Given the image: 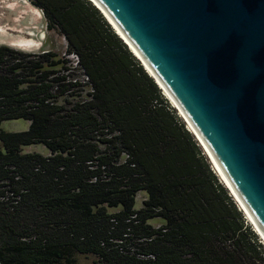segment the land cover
<instances>
[{
	"label": "trees",
	"instance_id": "1",
	"mask_svg": "<svg viewBox=\"0 0 264 264\" xmlns=\"http://www.w3.org/2000/svg\"><path fill=\"white\" fill-rule=\"evenodd\" d=\"M29 1L91 91L78 98L55 52L0 45V122H28L0 130V264H74V253L97 264H264V243L101 12L89 0ZM33 144L48 154L22 152Z\"/></svg>",
	"mask_w": 264,
	"mask_h": 264
},
{
	"label": "water",
	"instance_id": "2",
	"mask_svg": "<svg viewBox=\"0 0 264 264\" xmlns=\"http://www.w3.org/2000/svg\"><path fill=\"white\" fill-rule=\"evenodd\" d=\"M93 1L264 239V0Z\"/></svg>",
	"mask_w": 264,
	"mask_h": 264
},
{
	"label": "rangeland",
	"instance_id": "3",
	"mask_svg": "<svg viewBox=\"0 0 264 264\" xmlns=\"http://www.w3.org/2000/svg\"><path fill=\"white\" fill-rule=\"evenodd\" d=\"M18 1L0 0V45H6L23 52H39L42 49L50 50L58 54V57L62 59L66 58L68 61L66 65H71V62L74 60V58L67 56L68 54L65 52L66 44L63 36L55 30H48L45 26L44 19L43 22H41L36 17V14L32 16L31 12L34 13V10L32 11L33 8L30 6L31 4L29 0ZM39 29L40 31H38ZM20 37L24 38V40L29 39L30 41L28 43H20L18 41ZM75 75L79 77V72L76 69L74 70L73 76ZM77 88L79 89L77 93L79 94L78 98H85L87 92H89V86L81 85ZM168 102L170 103L169 99ZM175 112L184 122L185 126L189 129L188 125L185 123L176 109ZM27 128L28 122L24 119H10L0 122V130L4 131H23ZM200 148L204 154L201 146ZM33 151L39 152L43 155L48 154L46 147L41 144H33L22 147V152ZM207 160L209 162L208 158ZM145 197L146 194L144 191L137 192L135 195L134 207H141L142 200ZM114 210H116V208H109V211ZM246 220L247 223L253 228L251 222L247 218ZM149 223L156 226L160 223V221L158 219H151L149 220ZM253 230L255 231L254 228ZM261 241L263 242L262 239ZM72 256L74 258V264H97L96 257L92 254L74 253Z\"/></svg>",
	"mask_w": 264,
	"mask_h": 264
},
{
	"label": "bare ground",
	"instance_id": "4",
	"mask_svg": "<svg viewBox=\"0 0 264 264\" xmlns=\"http://www.w3.org/2000/svg\"><path fill=\"white\" fill-rule=\"evenodd\" d=\"M16 1H18V0H16ZM19 2V1H18ZM94 3L95 5H97L93 0H91V3ZM98 6V5H97ZM103 12V11H102ZM31 14H32V16H34V13H32L31 12ZM103 14H104V18H106L108 21L107 22H109L110 24H111V26H113L112 27V29L113 30H116V32L123 38V36L119 33V31L116 29V27L113 25V23L110 21V19L106 16V14L103 12ZM123 40H125L124 38H123ZM20 43L21 42H23V43H28L30 40L29 39H25L24 40V38H22V37H20L19 38V40H18ZM35 41V40H34ZM125 42H127L126 40H125ZM130 46V45H129ZM130 49L134 52V50L130 47ZM134 54H136L135 52H134ZM136 56H138L137 54H136ZM139 58V57H138ZM141 60V59H140ZM142 62V61H141ZM143 63V62H142ZM143 65H144V67H145V69L151 74V72L149 71V69L145 66V64L143 63ZM159 84V83H158ZM160 85V84H159ZM160 88H161V90H162V92H163V94H164V96L167 98V99H169V101H170V103H171V105L175 108L177 105L175 104V102L172 100V98L168 95V93L164 90V88L160 85ZM199 139V138H198ZM200 145V144H199ZM203 146V145H202ZM201 146V147H202ZM204 148V146L202 147V149ZM205 150V148L203 149V151ZM205 152L207 153V151L205 150L204 151V154H205ZM206 155V154H205ZM207 155H208V153H207ZM206 155V156H207ZM210 157V156H209ZM208 158V157H207ZM213 162V161H212ZM210 163V162H209ZM214 164V163H213ZM215 165V164H214ZM216 167V166H215ZM214 169V168H213ZM215 170V169H214ZM216 170H218L217 168H216ZM216 170H215V172H216ZM219 174H220V172L219 171H217ZM221 175V174H220ZM221 177H222V175H221ZM222 180H224V178L222 177ZM224 182H226L225 180H224ZM251 222V221H250ZM263 240V243H264V239H262Z\"/></svg>",
	"mask_w": 264,
	"mask_h": 264
},
{
	"label": "built area",
	"instance_id": "5",
	"mask_svg": "<svg viewBox=\"0 0 264 264\" xmlns=\"http://www.w3.org/2000/svg\"><path fill=\"white\" fill-rule=\"evenodd\" d=\"M67 56L74 58V60L71 62V65H69L70 68H73L74 70L76 69L79 72V77L75 76L74 79H73V81L77 80L81 85H88L89 86L88 91L90 92L91 89H90V85L88 84V77L84 73L83 69H81L78 66V60H77L76 55L71 53V54H68ZM81 85H79V86H81Z\"/></svg>",
	"mask_w": 264,
	"mask_h": 264
},
{
	"label": "clouds",
	"instance_id": "6",
	"mask_svg": "<svg viewBox=\"0 0 264 264\" xmlns=\"http://www.w3.org/2000/svg\"><path fill=\"white\" fill-rule=\"evenodd\" d=\"M145 69V68H144ZM211 166H212V164H211ZM212 168H214L213 166H212ZM214 170V169H213ZM215 171V170H214ZM216 173V172H215ZM217 174V173H216ZM218 176V175H217ZM220 179V178H219ZM221 180V179H220ZM223 183V182H222ZM231 195V194H230ZM235 201V200H234ZM236 202V201H235ZM237 203V202H236ZM238 205V204H237ZM239 207V206H238ZM244 214V213H243ZM244 216H245V218H247L246 217V215L244 214ZM248 219V218H247ZM249 220V219H248ZM254 228V227H253ZM256 232V231H255ZM258 235V234H257ZM259 236V235H258ZM259 238H260V236H259Z\"/></svg>",
	"mask_w": 264,
	"mask_h": 264
}]
</instances>
